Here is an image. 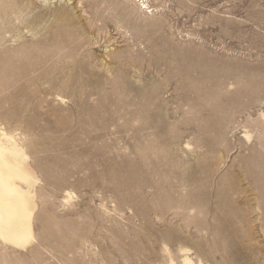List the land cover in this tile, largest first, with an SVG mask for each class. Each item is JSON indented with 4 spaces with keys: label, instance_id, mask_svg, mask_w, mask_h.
Returning a JSON list of instances; mask_svg holds the SVG:
<instances>
[{
    "label": "rangeland",
    "instance_id": "rangeland-1",
    "mask_svg": "<svg viewBox=\"0 0 264 264\" xmlns=\"http://www.w3.org/2000/svg\"><path fill=\"white\" fill-rule=\"evenodd\" d=\"M1 130L38 182L0 264H264V0H0Z\"/></svg>",
    "mask_w": 264,
    "mask_h": 264
},
{
    "label": "bare ground",
    "instance_id": "bare-ground-1",
    "mask_svg": "<svg viewBox=\"0 0 264 264\" xmlns=\"http://www.w3.org/2000/svg\"><path fill=\"white\" fill-rule=\"evenodd\" d=\"M0 240L25 248L36 238L33 193L38 179L14 137L0 132ZM183 264H195L185 254Z\"/></svg>",
    "mask_w": 264,
    "mask_h": 264
}]
</instances>
